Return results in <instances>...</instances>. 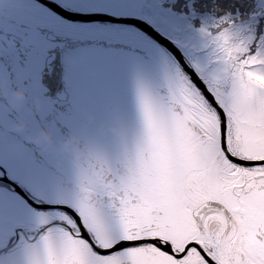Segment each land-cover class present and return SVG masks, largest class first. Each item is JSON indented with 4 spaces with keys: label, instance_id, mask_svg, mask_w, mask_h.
I'll use <instances>...</instances> for the list:
<instances>
[{
    "label": "snow or ice",
    "instance_id": "snow-or-ice-1",
    "mask_svg": "<svg viewBox=\"0 0 264 264\" xmlns=\"http://www.w3.org/2000/svg\"><path fill=\"white\" fill-rule=\"evenodd\" d=\"M164 2L38 0L35 10L9 31L7 41L0 37V62L38 72L42 83L47 69L38 55L54 38L80 36L77 25L133 26L135 31L115 30L109 38L132 53L159 54L153 42L175 53L167 61L172 82L166 97L156 101L141 94L143 134L131 166L117 180L81 190L77 202L82 212L53 185L45 159L0 142V164L43 201L34 205L39 212L30 211L13 193L0 190V249L34 220L44 228L39 239L45 256L33 264H264V37L253 50L225 26L231 23L228 17L211 28L202 26L223 66L208 72L182 33L158 34L146 22L166 29ZM133 16L144 20L128 18ZM173 44L193 58L192 67ZM46 95L55 110L67 103ZM12 187L27 205L34 204L28 193ZM97 191L115 203L120 225L115 233L101 227L92 202ZM61 194L65 202H47ZM51 212L68 219L52 220L46 215ZM50 224L66 229L58 243ZM13 256V250L0 255V264H13Z\"/></svg>",
    "mask_w": 264,
    "mask_h": 264
},
{
    "label": "rangeland",
    "instance_id": "rangeland-1",
    "mask_svg": "<svg viewBox=\"0 0 264 264\" xmlns=\"http://www.w3.org/2000/svg\"><path fill=\"white\" fill-rule=\"evenodd\" d=\"M56 1L59 2V0ZM229 1L232 0H165L161 17L166 24V29L161 28L159 24L154 21L148 22L161 33L166 35L171 32L182 33L189 43L195 45L197 49L194 58L199 63L207 65V71L212 72L221 69L223 66L217 60V52L215 51L214 45L211 43L210 39L200 31L202 26H208L211 28V25L219 18L228 17L230 18L231 23L230 25L225 24V26L230 27V30L235 34L238 41H243L253 46V50H255V47L259 45L262 37H264V0H240L239 4L231 6V10L223 11L222 13L219 11L220 15H218V18L216 17L217 19L208 15H203L207 10L214 12V10H216L215 4ZM36 5L37 3H35V0H0V15L1 18L12 19L18 24L29 13L35 10ZM200 11H203V13H199ZM186 13L189 14L187 18L185 15ZM196 13H198V18H194ZM109 14L118 15L115 13ZM191 15H194L192 18L194 19L193 21H191ZM137 18L144 20L143 17ZM187 23H192V26ZM77 27L82 30H79L81 35L76 37V39L90 40V42L77 44L81 46L75 47L70 51H66V48L61 51V47H58L61 54L62 82L65 85L66 91L69 90L71 93L70 100L73 109H76L78 106L80 111H87L88 108L91 109L90 114L88 115V113H86L84 118L87 116L94 117V112L97 110H100V113H109V117L103 122L89 125L83 122V120L82 122L78 121L76 119L77 116L74 118L69 114L70 116H67L65 119L60 117L63 120V124L61 125H65L67 122V124H69L68 128L70 135L74 140H78L85 149H88L87 151L90 149L94 152V158L96 159L97 164L105 165L107 172L112 173V176L118 179L116 165L120 156L127 153V162H129L131 166L136 151L140 146L139 137L136 135V121L128 117V110H136L138 99L141 95L140 93H135V84L127 83L126 80H129V73L122 70L120 65L127 69L128 66L133 67L132 63L137 62L138 57L133 53L125 54L126 51H123L124 48L121 50L122 47L120 46L111 48L108 47V45H104L103 42H115L110 39L108 35L115 30L135 31V29L133 26L115 25L103 22L77 25ZM8 29H12V27H8ZM143 35H145V39H147L146 34ZM96 40L100 43H95ZM55 43L57 42L54 40L50 41L49 46L44 50L43 55H38L42 67L45 66L43 61L45 60L48 51L55 48ZM153 47L156 49L157 53H159L151 56V59H154V62L156 63L157 69H154L156 66H152L150 62L148 68H143L144 70L142 71V74L153 73L152 71L154 70L157 78H163L164 83H157L156 80V82H148V85H153V87L160 89V94L166 97L169 86L172 82V74L167 68V61L170 59V55L168 51H163L157 42H153ZM182 51L193 65V58L189 57L188 53L183 49ZM2 70L3 69L0 67V72ZM25 73H27L28 77L31 76L35 78L32 82L36 89L33 92L34 95L31 96V99L37 100V105L33 106V108L36 109L35 111L37 112V115L40 116L43 113L45 115L48 112L53 113L52 110L54 108L52 107V101L51 98L46 95L48 89L42 83L40 73H31L27 68ZM105 74L111 76V79L116 82V85L108 86L107 91L104 93L93 91L92 87L98 86V80L95 76H104ZM3 81L6 82L8 80L6 79ZM78 83L83 85L84 89L79 88L81 85L79 86ZM125 83H127V85ZM121 85L125 86H122L121 89H117ZM131 95L133 96V102L128 104V106L122 107V103L118 105L115 102H110V99H117L118 96L119 102H123L124 99L129 100ZM9 97L17 109L21 120H23V123L25 124L24 130L23 128H17V130H21L22 138L28 141H34L41 146V156H39V158H43L47 161L51 168L52 176L61 174L62 177L66 179L63 181L52 180L53 185L62 193H67L78 213L82 212L83 206L77 202L80 196V191L85 188H90L89 185H93V187L97 186V181L92 179V176L96 174V172H94L95 170L91 169L92 176L88 175L87 173L89 169L87 166H83L80 161L74 158L72 159V156L70 157L69 153L60 150L50 138L45 137L42 134H38V136L34 132L38 129L36 125H34L33 114L29 108L30 102H23L20 100L13 90H9ZM89 103L91 107H88ZM73 112L75 113V110H73ZM36 119L37 118H35V120ZM54 119L55 116L52 114L51 120L53 122ZM100 119L104 118L101 116ZM9 123L10 125H14L12 119H10ZM109 132H112V134ZM57 139L61 140L59 136H57ZM4 141H6V144L11 145V143H8L7 139L0 135V142ZM11 146L18 152L31 153L27 146L20 140L14 141ZM108 160L111 162H108ZM6 167V165L0 164V172L3 170L6 171ZM6 173L11 179L15 180L10 172L6 171ZM69 174H73V179L70 180L71 176ZM15 181L21 185L32 198L40 200L37 199V195L34 191L25 187L19 181ZM111 181H113L112 177L107 180V182ZM64 185L67 187H64ZM4 189L13 193L22 203L25 204L26 207L29 208L30 211H33V209L34 212L40 211V209H35L32 205H27L20 195L15 193L8 185L0 182V190ZM103 194L107 196L106 202H101L98 206H95L93 199L92 202L101 227L106 231L115 233L120 227L117 208L114 201L106 193ZM65 198L66 197L61 194L55 199H49L47 202L63 203L65 202ZM46 215L52 220L68 219L63 213L59 212L46 213ZM68 222L71 224L74 234L79 236L76 224L74 225L71 220ZM25 227H29L32 231L27 235L28 238H26L22 231H18L24 227L18 228L12 239L7 242V246H11L12 244L11 248L4 251V253H0V255H4L9 250H13V264H33L37 258L43 260L45 256L43 245L39 239L41 233L44 231V229H42L43 227L37 225L34 220H31ZM47 227L52 229L53 237L57 243L66 234V229L62 228L59 224H50Z\"/></svg>",
    "mask_w": 264,
    "mask_h": 264
},
{
    "label": "flooded vegetation",
    "instance_id": "flooded-vegetation-1",
    "mask_svg": "<svg viewBox=\"0 0 264 264\" xmlns=\"http://www.w3.org/2000/svg\"><path fill=\"white\" fill-rule=\"evenodd\" d=\"M36 3H38L37 0H35ZM17 25L16 21H13L12 19H5L1 18L0 15V37H3L5 41L8 40V33L11 29H8V27H14ZM8 26V27H7ZM55 47H61L62 49L66 48V51H70L71 49L77 47V44H83V43H70L66 44V40L56 41ZM87 43V42H86ZM77 45V46H75ZM124 49L129 50L128 48L122 47ZM48 54V53H47ZM61 55V54H60ZM72 61V60H71ZM0 67L3 69L0 72V135H4L7 138L11 139V136L13 138H16V140L22 141L27 148L30 150V154L34 156H41L40 153V147L38 144H36L34 141H28L22 138L21 130L17 128H23L24 130V123L23 120H21V117L13 105L11 98L9 97V90H13L15 95L22 100L23 102H30V110L33 114L34 119V125L37 127V131L34 132L38 134H42L45 137L50 138L53 140L54 144L59 147L60 150L65 151L69 153L70 157L72 156V159H76L81 162L83 166H87L88 175L92 176L91 169L95 170L96 174L92 176V179L96 180V184H100L101 182H106L107 180L112 177V180H117L114 176H112V173L107 172V169H105V165H99L97 164L96 159L94 158L95 153L92 152L90 149H85L78 140H74V138L70 135L69 132V124L67 122L65 125L63 124L62 118H66L67 116H70L69 113L66 112L65 109V103H61L59 108L57 110L53 109V113L48 112L44 115L41 114L40 116L37 115L36 109L33 108V106H36L37 100L31 99V96L34 95L33 92L35 91L34 83L32 80H34V77L27 76V73H25L26 67L20 66V65H14L9 62H0ZM8 80L4 82L3 80ZM42 85V84H41ZM45 86V85H44ZM46 87V86H45ZM29 88V89H28ZM47 88V87H46ZM48 89V88H47ZM46 89V90H47ZM68 92V98L66 101H69L71 99V93L69 90ZM28 101H27V100ZM29 104V103H28ZM27 104V105H28ZM72 103H70L72 115H74ZM52 114H54L55 119L54 122L51 120ZM37 118L35 120V118ZM62 117V118H60ZM10 119H12V122L14 123V127L16 129L12 130L10 127ZM50 122V123H49ZM39 125V127H38ZM39 136V135H38ZM57 136L61 138V140L57 139ZM36 141V140H35ZM6 143V141H4ZM8 143H10V140H8ZM129 155V154H128ZM130 156V155H129ZM105 159V158H103ZM127 153L122 154L120 156L119 160L117 161V170H118V179L120 178V175L125 173L130 165L129 162H127ZM93 160V162H92ZM108 162H111L108 160ZM81 165V166H82ZM99 169V171H98ZM4 174H7L5 170L0 172V176H3ZM71 176L70 180L73 179V174H69ZM52 180L55 181H63L66 180L62 177L61 174L52 176ZM112 182V181H111ZM61 184V182H60ZM59 185V184H56ZM63 185V184H62ZM90 188H93V185H89ZM64 187H67L64 185ZM92 199L94 201L95 206H98L101 202H106L107 196L100 191H97L93 193ZM105 205V204H103ZM72 223L75 225V222L72 221ZM85 225L87 226L89 233L92 234L91 237L99 243V240L96 236V234L93 232V229L88 226V222L85 221ZM77 227V226H76ZM18 231H22L26 238H28L27 235H29L32 231L29 227H24Z\"/></svg>",
    "mask_w": 264,
    "mask_h": 264
},
{
    "label": "trees",
    "instance_id": "trees-1",
    "mask_svg": "<svg viewBox=\"0 0 264 264\" xmlns=\"http://www.w3.org/2000/svg\"><path fill=\"white\" fill-rule=\"evenodd\" d=\"M239 1L240 0H232V1H229V2H223V3L215 4L216 10H214V12L207 10L206 11L207 14L205 13L203 15H208V16L214 18V19H217L218 15H220L219 11H221V13H222L223 11L231 10V6L235 5V4H239ZM227 4H229L230 7ZM199 13H203V11L202 12L200 11ZM197 14L198 13H196L194 18H196V17L198 18ZM185 15H186V18H187V16L189 14L186 13ZM193 16L194 15H191V21L194 20V19H192ZM187 24L192 26V23H187ZM75 46H77V45H75ZM78 46H81V45H78ZM108 47L115 48L114 46L112 47V45H108ZM121 50H123V48ZM123 51L124 52L126 51L125 54L132 53L130 50H127V49L126 50L124 49ZM133 54L138 57L137 62H133L132 63L133 67L132 66H128V69H127V68L122 67L120 65L122 70H125L126 72L129 73V76H128L129 80H126L127 83L128 84L129 83L135 84V93H137V94L146 93V94L150 95L154 100L160 101L162 98H164V95L160 94V92H159L160 89H157V88L153 87V85H148L149 84L148 82H156V80H157V83H162V82L164 83V79L160 78V77L157 78L156 77V72L154 70L152 71L153 73L142 74V71L144 70L143 68H146V67L148 68L150 66L149 65L150 62L152 64V66H154V67L156 66V63L154 62V59L152 60L151 56H146V55H143V54H138V53H133ZM153 62L155 63V65H154ZM154 69H157V66ZM95 77H97L98 86L92 87V90L97 92V93H100V92L104 93L105 91H107V87L108 86H115L116 85L115 84L116 82H114L111 79V76H108L106 74L104 76L103 75H96ZM127 83H125V84L127 85ZM78 85L80 86L81 84L78 83ZM122 86H125V85H121L117 89H119V88L121 89ZM144 87H145V89H144ZM79 88L84 89V86L81 85ZM140 97H141V95H140ZM140 97L138 99V106L136 107V110H132V109L128 110V117H130L131 119H134L136 121V135H137V137H139V140L141 141V137H142V134H143V117H142V112H141ZM94 102H91V103H94ZM110 102H115L118 105L120 103H122L121 104L122 107L123 106H128V104L133 102V96L131 95L129 100L124 99L123 102H119V96H118L117 99H110ZM70 103H71V100H69V101H67V103H65L64 107L66 109V112L69 113L74 118L77 116L76 119L78 121L82 122V120H83V122H85L86 124L90 125V124H96V123H99V122H103L104 120H107L108 117H109V113H100V110H97V111L94 112V115H95L94 117L87 116L86 118H84L86 113H88V115L90 114L91 109L88 108L87 111H80L79 110V106L76 107V109H75V113H77V114L74 113V115H72ZM88 107H91L90 103L88 104ZM101 116L104 119H100ZM10 126H11L10 128L12 130L16 129V127H14L12 125H10ZM109 133L112 134V132H109ZM2 137L7 139V140H10L11 145H13L14 141H17L16 138H13V136H11V139L7 138L4 135H2Z\"/></svg>",
    "mask_w": 264,
    "mask_h": 264
},
{
    "label": "water",
    "instance_id": "water-1",
    "mask_svg": "<svg viewBox=\"0 0 264 264\" xmlns=\"http://www.w3.org/2000/svg\"><path fill=\"white\" fill-rule=\"evenodd\" d=\"M38 1V0H37ZM40 2L42 3V0H40ZM50 2H58L56 0H50ZM118 18H120L118 16ZM128 18H137V17H128ZM141 19V18H139ZM143 21V19H141ZM148 22V21H146ZM110 24V23H108ZM150 24V23H149ZM116 25V24H115ZM150 26L153 28L154 31H157L158 34H160L161 32L155 28L152 24H150ZM54 41H61V40H66V44H70V43H86V42H90V40H85V39H76V38H67V37H60L58 39L54 38ZM171 42V41H170ZM95 43H100L98 40H96ZM104 45H117L116 42H111V41H104L103 42ZM158 43V42H157ZM173 47L177 49V51H180L182 56L185 57V64H188L190 67H192L193 65L191 64V62L189 61V59L185 56V54L183 53L182 49L180 47H177L175 44H173ZM126 48V47H125ZM169 53H171V50H167ZM172 56L175 55V53H171ZM47 60V63L45 64V68L47 69L46 72H44V80H43V84L48 88L47 92L52 95V96H59L61 98V100L65 101L68 98V92L65 89V85L62 82L61 79V75H62V65H61V56H60V51L58 49V47H55L53 49H50L48 51V54L45 58ZM181 67H183V65H180ZM194 70H196L194 68ZM198 79L200 77H197ZM202 83L204 82L203 80L201 81ZM5 180H10L11 184L6 183L13 191H15V188L12 187V184H15L17 187H20L23 191L26 192V190L19 185L16 181H14L13 179L9 178L6 174H4L3 176H0V181L4 182ZM5 183V182H4ZM16 192V191H15ZM17 193V192H16ZM27 193V192H26ZM19 194V193H17ZM28 198L30 200H32L34 202V204L32 205L34 207V205L36 203H41L43 201L40 200H36L34 198H32L29 194H28ZM50 204H56V203H50ZM86 227V226H85ZM44 229V228H42ZM87 229V228H86ZM79 231V235H80V230L78 228ZM39 233V232H38ZM37 233V235H38ZM92 238V237H91ZM92 240H94L92 238ZM95 241V240H94ZM12 246V244H11ZM10 245L5 247L4 249L0 250V253L11 247Z\"/></svg>",
    "mask_w": 264,
    "mask_h": 264
},
{
    "label": "bare ground",
    "instance_id": "bare-ground-1",
    "mask_svg": "<svg viewBox=\"0 0 264 264\" xmlns=\"http://www.w3.org/2000/svg\"><path fill=\"white\" fill-rule=\"evenodd\" d=\"M35 3H36V2H35ZM112 46H114V47H119L118 45H112ZM6 247H7V246H6ZM9 248H10V247H9ZM9 248L3 250L1 253H4V251L8 250ZM3 249H4V248H3ZM0 250H2V249H0Z\"/></svg>",
    "mask_w": 264,
    "mask_h": 264
},
{
    "label": "clouds",
    "instance_id": "clouds-1",
    "mask_svg": "<svg viewBox=\"0 0 264 264\" xmlns=\"http://www.w3.org/2000/svg\"><path fill=\"white\" fill-rule=\"evenodd\" d=\"M7 175V174H6ZM8 176V175H7ZM9 177V176H8ZM10 178V177H9ZM15 181V180H14ZM0 182H2V181H0ZM2 183H4V182H2ZM4 184H6V183H4ZM7 185V184H6ZM15 192V191H14ZM16 193V192H15ZM19 195V194H18ZM86 226V225H85ZM86 228H87V226H86ZM87 230H88V228H87ZM89 231V230H88ZM98 243V242H97ZM11 248V247H10Z\"/></svg>",
    "mask_w": 264,
    "mask_h": 264
}]
</instances>
